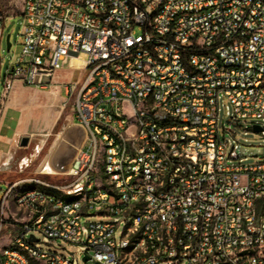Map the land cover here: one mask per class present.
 <instances>
[{
	"label": "built area",
	"instance_id": "built-area-1",
	"mask_svg": "<svg viewBox=\"0 0 264 264\" xmlns=\"http://www.w3.org/2000/svg\"><path fill=\"white\" fill-rule=\"evenodd\" d=\"M23 6L2 97L86 53L66 84L85 139L42 170L65 182L8 183L0 264H264V156L249 161L230 130L252 119L264 137V0Z\"/></svg>",
	"mask_w": 264,
	"mask_h": 264
},
{
	"label": "crops",
	"instance_id": "crops-1",
	"mask_svg": "<svg viewBox=\"0 0 264 264\" xmlns=\"http://www.w3.org/2000/svg\"><path fill=\"white\" fill-rule=\"evenodd\" d=\"M23 11L24 6H22V16ZM76 71L82 72L81 77L85 74V61L68 58L63 67L56 71L48 87L29 86L18 80L7 97L3 98L2 85L0 86V174L2 176L17 167H23L28 163V154L42 150L55 135L65 112V104L70 101L66 94V84L73 80ZM72 117L73 108L72 113L65 117L67 121L65 131L72 126L79 127L69 123ZM24 137L29 139L26 146L21 145ZM64 161L63 156L58 161L52 162L58 166L50 164L49 161L47 163L60 168L64 165Z\"/></svg>",
	"mask_w": 264,
	"mask_h": 264
},
{
	"label": "rangeland",
	"instance_id": "rangeland-1",
	"mask_svg": "<svg viewBox=\"0 0 264 264\" xmlns=\"http://www.w3.org/2000/svg\"><path fill=\"white\" fill-rule=\"evenodd\" d=\"M24 0H0V13L5 18L4 21H0V33L2 37L0 39V86L4 80L6 71L11 66L12 61L17 57L21 52V37L20 33L22 30L23 16L22 6ZM10 35V42L12 44L11 49L7 50V36ZM88 55L84 52L79 54L80 60H87ZM82 72L76 71L73 82L81 80ZM66 97V96H65ZM72 103L73 100H70L69 103L65 104V112L61 118V122L56 129L55 135L51 137L50 142L39 152H31L28 154V163L23 167H17L10 173H5L2 176L0 174V208L1 203L4 198V193L8 188V182L19 181L23 179H41L51 183H63L64 178L60 175L46 174L42 170V165L45 162L58 161L61 157L64 156L65 166H68L74 156V147H79L82 141L85 139V132L80 127L72 126L65 131V126H67L66 115L72 113ZM126 109H129L126 106ZM73 117L75 118L74 114ZM227 116L222 112L220 114V128L221 130L224 127H228ZM251 122H254L252 119L242 120L237 125L230 124V130L235 134L236 139L242 145V151L248 157L249 161H254L255 157L264 156V142L263 135L258 132H254L251 129ZM65 131V132H64ZM35 153V154H33ZM58 166L57 164H55ZM8 175V176H6ZM6 176V177H5ZM7 179V180H4ZM34 185V182H23L21 186L30 187ZM99 217L93 218L92 220H98ZM38 238L42 236L37 234ZM65 245V243H61ZM0 245H8V238L6 235L0 237ZM42 247L48 250H54L53 247L42 244ZM74 249L73 247H71ZM79 264H96L94 261H84L81 258Z\"/></svg>",
	"mask_w": 264,
	"mask_h": 264
},
{
	"label": "water",
	"instance_id": "water-1",
	"mask_svg": "<svg viewBox=\"0 0 264 264\" xmlns=\"http://www.w3.org/2000/svg\"><path fill=\"white\" fill-rule=\"evenodd\" d=\"M6 41H7V50L9 51V50L11 49L10 35L7 36ZM45 80H46V81H49V78H45ZM260 130H262L261 127H259V126H255V127H254V131H255V132H258V131H260ZM28 141H29V139H28L27 137L22 138V140H21V145H22V146H26V145L28 144ZM63 166H65V164H64ZM63 166H61V167H63ZM61 167H60V168H61ZM87 259H88L87 257H84V260H85V261H86Z\"/></svg>",
	"mask_w": 264,
	"mask_h": 264
},
{
	"label": "bare ground",
	"instance_id": "bare-ground-1",
	"mask_svg": "<svg viewBox=\"0 0 264 264\" xmlns=\"http://www.w3.org/2000/svg\"><path fill=\"white\" fill-rule=\"evenodd\" d=\"M53 165H55V163H52ZM50 164L45 162L43 165H42V169H45L47 170L49 168Z\"/></svg>",
	"mask_w": 264,
	"mask_h": 264
},
{
	"label": "trees",
	"instance_id": "trees-1",
	"mask_svg": "<svg viewBox=\"0 0 264 264\" xmlns=\"http://www.w3.org/2000/svg\"><path fill=\"white\" fill-rule=\"evenodd\" d=\"M34 264H39V262H37V261H34Z\"/></svg>",
	"mask_w": 264,
	"mask_h": 264
}]
</instances>
